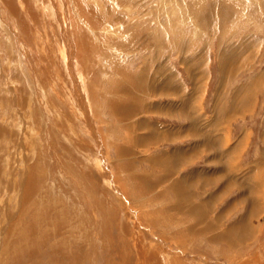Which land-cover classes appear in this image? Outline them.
Segmentation results:
<instances>
[{"label": "rangeland", "instance_id": "374dc122", "mask_svg": "<svg viewBox=\"0 0 264 264\" xmlns=\"http://www.w3.org/2000/svg\"><path fill=\"white\" fill-rule=\"evenodd\" d=\"M32 1L0 2V264H264V0Z\"/></svg>", "mask_w": 264, "mask_h": 264}, {"label": "bare ground", "instance_id": "6f19581e", "mask_svg": "<svg viewBox=\"0 0 264 264\" xmlns=\"http://www.w3.org/2000/svg\"><path fill=\"white\" fill-rule=\"evenodd\" d=\"M31 2L32 0H0V2H3L5 5H6V7H7V13L8 14H10V15H12V16H20V17H24L23 16V7L21 8L20 7V5H18L17 3L18 2H20L21 4H23V5H25V6H27V3L28 2ZM38 2V4H39V9H31L30 11L29 10H27V16H26V14H25V16L27 17V18H30L31 20L33 19V20H35L36 18H39L40 16H43L44 18L46 17L47 18V20H46V18H45V20L47 21V23H51V24H49V25H53L54 23H52V21H51V17H49L50 15L51 16H53V15H56V17L55 16H53V18H56L55 19V23H56V21H57V24H59V25H61V23H63L64 21H65V16H62V14H61V12L59 11V3H61V2H59V0H35V2ZM78 1V0H77ZM33 2V1H32ZM79 2H80V0H79ZM64 3V2H63ZM68 3V2H67ZM81 3V2H80ZM62 4V3H61ZM60 4V5H61ZM62 6H64L63 4H62ZM20 7V8H19ZM32 7V6H31ZM36 10H39L40 12H37ZM29 11V12H28ZM62 11H64V10H62ZM65 13V12H64ZM63 13V14H64ZM15 19V18H14ZM33 22V21H32ZM37 23V22H36ZM23 24V23H22ZM20 25V24H19ZM23 26H24V24H23ZM47 26V25H46ZM27 27V26H26ZM53 27H54V25H53ZM24 28V27H23ZM22 28V29H23ZM49 28H51V27H49ZM63 31V32H62ZM67 31V30H66ZM24 32V31H23ZM36 33V32H35ZM48 33V32H47ZM70 34L69 33V31H67V32H65L64 30H60L59 32H57V31H52V34L51 35H53L54 36V38H55V40H54V38H53V42L54 43H56L57 42V44H59L60 42V40H61V43L60 44H62V42L63 43H66V42H68V41H66L65 39H64V37H66L67 36V34ZM27 35V34H26ZM49 35V34H48ZM41 37V36H40ZM50 37V36H49ZM61 37V38H60ZM89 38V37H88ZM81 39V38H80ZM83 40V41H82ZM88 41V40H87ZM59 42V43H58ZM70 42V41H69ZM85 43H87L86 42V40L84 41V39L82 38L79 42H78V51H77V55L75 56V48H74V44L73 43H69V45L66 47V50L68 51V61H69V64L67 63V66L64 64V66H66V69H67V74H68V76H70V79L72 80V82H73V84H74V87H78V73H77V71L78 72H81L82 74H85V69L82 67L83 66V62H84V58H86V57H88L89 56V54L90 53H92V50L94 49L93 48V46H91L90 45V43H88V45H85ZM59 46V45H58ZM58 46L55 44V46H53L54 48H55V50H54V52L52 53L53 54V56H52V58H54L55 57V59H58L61 63H63L62 62V57H63V55L65 54V52H63V51H61L59 48H58ZM71 48V49H70ZM69 49H70V51H69ZM34 51V50H33ZM60 54L62 55V56H60ZM45 58V57H44ZM59 63V62H58ZM57 63V64H58ZM76 64H77V67H78V69H75L76 68ZM62 65V64H61ZM61 65L59 64V66L61 67ZM58 66V67H59ZM64 68V67H63ZM66 75V74H65ZM67 76V75H66ZM55 78V77H54ZM65 80V79H64ZM53 83V82H52ZM51 83V84H52ZM79 83L80 84H82V80L81 81H79ZM64 84V83H63ZM64 87H65V85H64ZM53 88H54V86H53ZM63 89L64 88H62V92H65V91H63ZM67 89V88H66ZM65 89V90H66ZM67 91V90H66ZM67 93H69V92H67ZM71 94H72V92H70ZM78 93L79 94H77L76 93V95H79L78 96V99H79V104L81 105V107L83 108V109H85L86 107H85V102H82V99H84L86 96L83 94V92L81 93V91H80V88L78 87ZM58 94H60V93H57V95ZM62 96L64 95L63 93L61 94ZM71 96V95H70ZM75 96V95H74ZM58 97H61V96H58ZM64 97V96H63ZM72 97V96H71ZM63 103H64V101H62ZM66 104V103H65ZM77 106H78V104H77ZM77 110V109H76ZM122 110V109H121ZM74 116V115H73ZM72 116V117H73ZM78 117V116H77ZM182 209V208H181ZM142 255V253H140L139 254V256L141 257V259H145L146 258V256L145 257H142L141 256ZM148 259H153L154 261L155 260H158V256L156 255V253L154 254L153 253V255L150 257V258H148ZM165 261V260H164ZM164 261H161V260H159L158 262H156L155 264H166L167 262H164ZM167 261V260H166ZM144 264V263H143Z\"/></svg>", "mask_w": 264, "mask_h": 264}, {"label": "crops", "instance_id": "0c3cea01", "mask_svg": "<svg viewBox=\"0 0 264 264\" xmlns=\"http://www.w3.org/2000/svg\"><path fill=\"white\" fill-rule=\"evenodd\" d=\"M238 141H239V140H238ZM238 141H237L236 143L234 142V144L232 143L233 146H235V147L238 146V144H239ZM237 148H238V147H237ZM197 156H198V155H195V156H193V157H191V158L194 159V158H196ZM184 159H185L184 162H186V161L188 160V158L186 159V157H184ZM217 180L219 181V179H216V181H217ZM221 180H222V178H221ZM213 181H214V180H213ZM218 181H217V182H218ZM229 185H231V186H229ZM228 186H229V188H231V187L234 186V185H233L232 182H231L230 184H228ZM242 202H243V201H241V203H242ZM253 210H254V207L252 208V211H253ZM202 214H203V213L197 214V215H195V217H193V218L196 219V220H200ZM232 227L234 228V227H236V225H233ZM230 228H231V227H230ZM190 231H191V229H190ZM226 233L229 234L230 232L228 231V232H226ZM241 236H242L243 238H246L245 233H244V231H242V230H241Z\"/></svg>", "mask_w": 264, "mask_h": 264}]
</instances>
